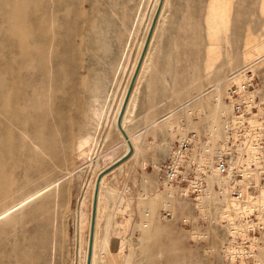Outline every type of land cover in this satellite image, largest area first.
<instances>
[{
  "label": "rangeland",
  "instance_id": "1",
  "mask_svg": "<svg viewBox=\"0 0 264 264\" xmlns=\"http://www.w3.org/2000/svg\"><path fill=\"white\" fill-rule=\"evenodd\" d=\"M31 1L40 14L54 5ZM24 2L0 0V110L5 96L20 102L15 122L0 113V139L11 138L5 176L0 168L2 206L11 209L0 216V264H89L92 255V264H243L225 255L217 205L207 220L179 198L166 208L170 200L156 193L158 166L189 132L214 128L222 137L220 115L232 117L227 88L241 76L264 99V0H75L65 15L71 5L62 6L48 35L59 46L47 48L32 85L56 95L39 122L35 103L25 108L23 99L26 61L11 64L2 29L5 20H25ZM133 87L123 118L131 151L116 116ZM26 121L23 135L13 124ZM258 196L254 207L264 212V190ZM250 235L262 244L257 258L246 256L248 247L240 254L245 264H264V234Z\"/></svg>",
  "mask_w": 264,
  "mask_h": 264
},
{
  "label": "built area",
  "instance_id": "2",
  "mask_svg": "<svg viewBox=\"0 0 264 264\" xmlns=\"http://www.w3.org/2000/svg\"><path fill=\"white\" fill-rule=\"evenodd\" d=\"M256 87L246 81L227 88L232 117L226 119L222 137L196 131L181 137L169 159L158 166L156 192L168 200L192 202L195 216L202 220L210 218V205H217L219 224L228 232L225 255L231 260L241 257L243 264L241 250L248 247L246 256L256 257L262 246L251 232H264V212L254 207L258 192L264 189V114L260 113L264 99L255 96ZM256 114L260 116V126L250 122ZM166 208L169 210L170 205ZM149 213L147 210L146 217ZM166 215L172 216L170 212ZM190 223V218L183 219L185 226Z\"/></svg>",
  "mask_w": 264,
  "mask_h": 264
},
{
  "label": "bare ground",
  "instance_id": "3",
  "mask_svg": "<svg viewBox=\"0 0 264 264\" xmlns=\"http://www.w3.org/2000/svg\"><path fill=\"white\" fill-rule=\"evenodd\" d=\"M53 1H54V5L44 7L42 13L40 14L38 11H36V7L34 6V2L31 0H26V2H24V4L22 5V11H23V14H25V20L22 23L7 22V20H5V23L2 24L3 33L6 34L7 36H9V38L12 41L11 55H13V57L11 58V64L15 65L17 60H18V57L19 58L23 57L26 61L28 74L30 75L28 78V81L30 84L28 85V87H26L24 89V98L23 99L25 100V108H27V103L31 102V103H35L36 111H38V113L41 112L38 114V117L35 119L38 122L46 119L48 116L47 110L50 109V106H49V104H47L45 102L46 98L55 99L56 95L54 93V97L53 96H47L45 94L46 91L43 88L39 89V88L33 87L32 85H33V82L35 81L34 75L39 73L40 71H42L41 64L46 59L47 48L53 46V44L55 46H59V44L55 43L54 41H50L48 35L52 32L53 28L58 23L57 19L59 18V15L63 11L60 9L62 8V6L71 5L70 8L65 9V13L63 14V15H65V14H69L71 9L75 6V0H65V1L64 0L63 1L62 0H53ZM7 3H8V1L6 2V4ZM17 9H19V6H17ZM159 16H160V14H159ZM4 18L5 17H2V20ZM158 19H159V17L157 18V20H155V24H153V26H152L153 27V34H154L155 29H156ZM59 26H61V25H58L57 27H59ZM59 31L61 32L62 29L59 28ZM151 40H152V38H151ZM150 42H148L147 47L143 46L145 51H143V53L141 54L142 56L140 57L141 64H140V67L138 70V75L142 69V64L144 62L147 51L149 50ZM16 49H18L19 51ZM12 76L14 78V72H12ZM240 80L242 81V83H241V81L239 82L237 80L238 85H241L245 82V81L243 82L242 76H241ZM42 85H43V83H42ZM133 90H134V87H133L132 91L129 92V95L127 96L126 101L124 102L123 108H122V106L119 108V110L117 112V116H116V121L118 120V129L121 132V135H123L122 137L125 138L124 139L126 141L125 143H128V145H129L128 148H130L131 151H134V149H133L134 144L132 142V138L129 136V133L128 132L126 133L124 131L125 130V121L123 120V118H125L124 116H125L126 109L128 106L127 100L129 98V101H130V97L133 93ZM219 96H217V97L219 98ZM3 98H4L3 110H0V113L6 115L9 120L15 122L18 119L17 115L19 114V107H20L19 106L20 104H18V103H20V102L17 100V96L14 93L11 94L10 97L5 96ZM11 108H12V110H11ZM121 108H122V110H121ZM120 111H121V113H120ZM260 113L263 116L264 110L260 109ZM12 114H13V116H12ZM119 114H120V116H119ZM259 114L254 115L252 117V119L250 120L252 125L260 126L261 120H260ZM220 116L223 117L222 128L224 129L225 121H226V119H228L230 117V110L228 111V113L226 111L223 112L222 115H220ZM118 117H119V119H118ZM213 120H215V118H213ZM26 123H27V121L24 124H22L20 127H17L16 124H13V127L17 128L21 134L25 135L27 133L25 126H24ZM123 127H124V129H123ZM217 131L218 130L213 128L211 130V134H212L211 136L214 137V135H216ZM108 135H110V132H108ZM10 136L13 137L12 134ZM17 137H20V136H17ZM8 140H11V138L10 137H7V138L4 137V138L0 139V168H2L1 169L2 176H5L4 169H6L10 165V161L6 160L7 155L11 152V148L8 145ZM105 176L106 175L104 174L100 178V180L98 181V185H97V192H96V197H95V204L97 205L95 207V210H97V212L99 210V204H98L97 200H98V196H99V192H100V184L102 182V179ZM57 184L59 185L60 182L59 181L56 182V185ZM6 195H8V192L2 190V187L0 185V216L7 214L11 210L9 208L10 206H8V205L2 206L1 198L3 196H6ZM245 196L249 197V195L247 193H245ZM32 197H34V196H31L30 198H32ZM174 200L175 199H171L170 201H168L169 204L166 202L167 203L166 206L170 205V207H172L171 204L173 203ZM180 201L182 202V200H180ZM22 203L23 202L19 203L15 207L18 208L19 206H21ZM95 220L96 219L94 216V221ZM263 234H264V232H263ZM92 247L94 250V243H93ZM258 252H259V249H258ZM257 255H258V253H257ZM257 255H256V258H257ZM92 258L94 261L93 255L89 261V264H92ZM93 264H94V262H93Z\"/></svg>",
  "mask_w": 264,
  "mask_h": 264
},
{
  "label": "crops",
  "instance_id": "4",
  "mask_svg": "<svg viewBox=\"0 0 264 264\" xmlns=\"http://www.w3.org/2000/svg\"><path fill=\"white\" fill-rule=\"evenodd\" d=\"M151 103H154V102H151ZM156 121H158V120H156ZM154 125H156V124H154ZM118 131H119V129H118ZM126 131V130H125ZM120 132V131H119ZM128 131H126V133H127ZM129 133V132H128ZM121 134V133H120ZM130 136V135H129ZM126 142V141H125ZM128 144V143H127ZM129 146V145H128ZM133 149L135 150V147L133 146ZM128 150H130V148H128ZM123 165V164H122ZM122 165H120L118 168H120ZM117 168V169H118ZM107 177V175L102 179V182H101V184H100V192H99V199H100V196H101V191H102V187H103V184H104V180H105V178ZM98 203H99V207H100V202L98 201ZM100 210V209H99Z\"/></svg>",
  "mask_w": 264,
  "mask_h": 264
}]
</instances>
